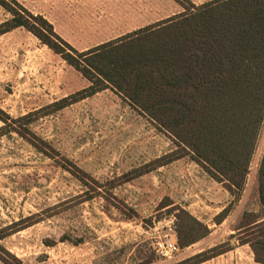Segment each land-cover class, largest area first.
Here are the masks:
<instances>
[{
  "label": "rangeland",
  "instance_id": "rangeland-1",
  "mask_svg": "<svg viewBox=\"0 0 264 264\" xmlns=\"http://www.w3.org/2000/svg\"><path fill=\"white\" fill-rule=\"evenodd\" d=\"M17 1L34 15L85 14L76 27L95 26L90 38L99 41L188 14V2L212 0ZM11 17L0 5V24ZM82 80L26 29L0 37V111L7 122L0 119V264H181L209 237L159 256L154 243L174 235L178 241V227L189 222L179 209L209 229L226 206L215 218L232 216L217 238L224 248L239 243L225 231L263 218L264 122L244 188L231 193L112 88L38 113L66 98L56 100L49 89L61 83L74 91L69 97L82 91Z\"/></svg>",
  "mask_w": 264,
  "mask_h": 264
},
{
  "label": "trees",
  "instance_id": "trees-1",
  "mask_svg": "<svg viewBox=\"0 0 264 264\" xmlns=\"http://www.w3.org/2000/svg\"><path fill=\"white\" fill-rule=\"evenodd\" d=\"M188 3L190 7L181 2L188 14L78 52L42 15L17 0H0L12 16L0 24V36L26 29L90 82L88 88L38 113L61 111L112 88L231 193L241 191L264 121V0ZM3 116L0 111L7 125ZM174 160L169 157L168 163ZM259 192L264 213V157ZM179 210L189 221L177 229L184 249L207 237L209 229ZM239 229L240 245H249L256 263L264 264V215ZM231 250L217 246L181 264H202Z\"/></svg>",
  "mask_w": 264,
  "mask_h": 264
},
{
  "label": "crops",
  "instance_id": "crops-1",
  "mask_svg": "<svg viewBox=\"0 0 264 264\" xmlns=\"http://www.w3.org/2000/svg\"><path fill=\"white\" fill-rule=\"evenodd\" d=\"M70 10V8H69ZM72 10V9H71ZM42 16L47 19L54 27L55 32L62 37L66 42H68L75 50L78 52H87L90 51L98 46H101L103 44L115 41L117 39H120L124 36H127L133 32H136L138 30H134L132 32H127L123 35H118L115 36L111 39L107 40H99L95 41L94 39H91L93 35L96 34V28L95 26H89L85 25L83 27H76L75 21L80 18H86L88 17L85 14H80V13H72L71 11L69 12H64V13H58V12H49V13H43ZM158 23V22H157ZM156 24V23H155ZM154 25V24H153ZM151 26V25H149ZM148 27V26H146ZM145 28V27H144ZM21 28H18L14 31H17ZM13 31V32H14ZM11 33V32H10ZM10 33H7L5 35H2L0 37H5L6 35H9ZM79 36L84 37L82 39H77ZM93 40V41H92ZM42 51H44V48H42ZM83 77V76H82ZM57 85V84H56ZM90 86V82L83 77L82 83L80 88L77 89L79 90H84ZM53 90V94H55L57 99H61L64 97H67L70 94H73L74 91H67L66 86L64 87L61 83L59 84V87L56 86L54 89H49L48 91ZM59 95V97H58ZM55 100V101H56ZM226 206L219 207L217 209L216 214L213 216V225L209 226V235L207 238L208 240L203 242L201 244L202 248L200 252L208 249L215 248L217 245L222 244L223 242L218 240L217 238L221 236V231L224 230V225L226 223L231 222V213L228 214L225 218H223L220 222H216L215 218L219 216L224 210ZM218 229V230H214ZM229 232V233H228ZM240 232V229H230L224 232V234L228 233V235L234 236L237 235ZM236 237H234L232 240H235ZM189 259V258H188ZM202 264H258L255 261V255L249 245H240V243H236L233 245V248L231 251L216 257L214 259H211L207 262H204Z\"/></svg>",
  "mask_w": 264,
  "mask_h": 264
},
{
  "label": "built area",
  "instance_id": "built-area-1",
  "mask_svg": "<svg viewBox=\"0 0 264 264\" xmlns=\"http://www.w3.org/2000/svg\"><path fill=\"white\" fill-rule=\"evenodd\" d=\"M153 247L155 252L161 257H170L181 251V247L175 235L166 236L164 240L156 241Z\"/></svg>",
  "mask_w": 264,
  "mask_h": 264
}]
</instances>
